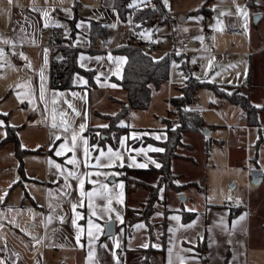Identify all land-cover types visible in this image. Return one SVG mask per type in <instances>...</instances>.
<instances>
[{"label":"rangeland","instance_id":"374dc122","mask_svg":"<svg viewBox=\"0 0 264 264\" xmlns=\"http://www.w3.org/2000/svg\"><path fill=\"white\" fill-rule=\"evenodd\" d=\"M54 1L72 6L75 0H12L11 3L9 0H0V49L4 52V58L0 59V93L5 94L11 90L6 103H0V111L11 105L13 117L17 115L19 120L28 119L36 126L35 133L39 143L44 140L43 120L36 118L30 101L23 99L28 88L26 76L17 66V61L7 57L3 40H7L11 33V21L14 17L10 15V7L13 2L17 7L18 2L50 5ZM77 1L91 8L99 4V0ZM162 1L169 12V21L140 34L133 33L136 36L132 40L139 41L141 38L143 43L152 42L158 49H162L148 53L154 59L163 57L165 49L174 51L170 53L174 57L170 56L168 78L158 86H150L149 104L145 109H129L118 124L121 127L161 130L171 122L175 127L178 123L177 114L169 100L181 95L180 88L187 79L185 71L180 67L182 60L187 63L189 75L196 79L199 77V81L219 85L229 92L232 87L241 85L239 91L241 94H248L250 103L256 108L259 125L248 126L246 113L239 104L225 100L204 85L199 86L189 107L201 114L208 135L204 136V130L183 134V144L178 152L184 160H175L172 169L173 172L181 173V178L175 174L177 186H163L159 199L163 202L167 198L168 208L181 206L186 211L197 213L195 225L201 228V233L204 227L208 229L212 240L210 247L213 248L210 249L216 257L229 249L233 260L238 264H264V0H254L256 8L248 6L246 0H167V5ZM109 2L110 0H101L105 8L110 7ZM205 4L208 11L203 13L200 9ZM241 10H246V19ZM255 16H261L256 24ZM231 20H234L233 26L229 25ZM230 28L239 29L241 34H229ZM183 41L189 44L185 50L180 47ZM175 56H180L181 61ZM193 60L196 62L193 63ZM209 61L213 64L212 68L208 67ZM217 72L219 75H216ZM249 74L251 85L248 87ZM95 93L97 101H93L97 103L96 107H99L100 112L106 115H114L119 109V105L109 101V96L118 100L123 96L122 99L127 98L123 89L113 87L101 88L95 90ZM23 100L28 103L27 108L16 107L23 104ZM161 132L121 133V137H125L123 142L126 141L128 152L139 154L144 161L151 159L145 170L148 167L156 168L159 164L152 160L151 155L159 151L151 149L161 148L150 141H163L165 137ZM27 134L28 131L25 136ZM2 135L0 132V140ZM24 145L22 138L19 148H26ZM41 145L44 152V144ZM98 147V141L91 144L93 150ZM14 151L17 154L13 144L0 145V190L15 176V168L11 165L14 162ZM35 156L37 161L42 158V155ZM256 169L263 176L254 184L250 173ZM24 185L26 187L28 183ZM10 188L15 187L11 185ZM138 191L141 193L128 197L131 206L132 203H142L146 197V192L141 189ZM228 195H232L238 205H243L244 208L235 221L228 220V210L223 207ZM141 203L133 208H142ZM159 206L155 204L154 210ZM157 213L155 216L160 217ZM30 217H27L29 221L32 219ZM241 217L244 219H240ZM119 239L116 241L122 245ZM111 240L113 242L114 239ZM159 243L157 237H151L150 242L146 237L134 235L130 242L123 245V264H143L146 258L149 259L148 264H162L161 252L153 250L159 248ZM145 244L148 247H143ZM212 264H215L214 261Z\"/></svg>","mask_w":264,"mask_h":264},{"label":"crops","instance_id":"0c3cea01","mask_svg":"<svg viewBox=\"0 0 264 264\" xmlns=\"http://www.w3.org/2000/svg\"><path fill=\"white\" fill-rule=\"evenodd\" d=\"M112 1L110 0V7L107 8L101 4V0L93 8L85 7L79 2V8L77 10L78 20L75 24L77 32L73 45L83 50L89 49V40L87 37L90 27L89 20H96L105 25L108 30V35L105 42L99 41L95 44L93 49L96 53L90 54L82 50L78 55L77 61L80 67L95 70L96 86L90 89L87 88L85 79L79 75H75L73 80L74 87L63 90L53 89L49 86L51 57L54 53L51 52L46 38L48 37L49 28L53 26L61 27L63 36L69 34L67 20L73 16L72 6L75 1L72 6L62 5L56 1L50 5H29L26 2H18L16 7L14 2L11 4L10 15L14 18L11 21V33L7 39L9 43L4 44L3 48L6 49L7 57L17 61V66L22 69L23 74L26 76L28 88L27 94L24 95L25 98L23 99L30 101L36 118L43 120L42 129L44 140L43 143L37 141V135L35 133L36 126L31 124L28 119L21 118L19 120L17 115L13 117L11 105H7L9 107L0 111V121L4 122L3 126H0V132L3 134L1 140L5 136V127L12 126L15 128L18 144L24 138V146H26V148H20L22 150L21 154L17 155L15 151L12 153L14 157L12 160L14 162L11 165L15 168V176L11 177L10 181H7L5 186H3L5 188H1L0 190V196H3V202L0 203V261H3V264H117L116 258L113 256V253H115L119 257L120 264H123L122 249L125 248L123 245L130 242L134 235L136 237L141 235L150 240V242L151 237H157V241L160 242L158 245L159 248H154L153 250L161 252L162 264H212V261L215 264H223L227 253L229 263L238 264L233 260L229 249L216 257L213 250H211L213 248L210 247L212 240L208 234V229L204 227L201 233V228H197L195 225L197 213L193 212L194 218L190 222L183 223L179 211L185 209L181 206L168 208L167 198L164 201L162 200L163 202L161 203H156L160 206L150 216V231L149 226L144 221H140L135 224L131 234L126 236V238L123 236V227L121 226L123 222L115 219V213L106 214L100 220L91 217L96 223L104 226L105 220L111 216L112 219L109 222H114V234L107 237L101 235L99 240L95 241L93 245L89 246L88 244L86 234L88 230L89 200L86 195H81L78 181L72 177H68L67 173L74 171L78 174L97 172L107 174L106 178L104 175H92L91 180L103 181L108 185L107 194L112 198V207L120 213L122 221H124L125 207L133 208L139 206V203H141H132L133 206H131L128 202V197L135 196L134 194L137 192L141 193V191L127 193L124 182L120 179L121 164L129 166V164L147 165L151 163V159L150 161H144V158L139 154L136 155L135 152H128L126 141L123 142V138L125 137H121L117 149L106 145L105 147H98L93 150L91 149V144L86 134L90 127H102L107 124V120L101 116L106 115V113L100 112L99 107H96L98 106L97 103L93 101H97L95 90L112 87L111 85L115 83L110 80L111 78L120 79L125 58L113 54L112 50L124 46L132 36L129 18L121 21L116 11L112 8ZM45 12L48 13L47 16L44 15ZM229 24L233 26L234 20H231ZM77 25H80V27H77ZM112 25H115V27H112ZM139 40L142 47L152 43H143L141 38ZM152 44L155 50L145 51L146 53L162 50L158 49L154 43ZM169 50L172 49H165L163 52L166 54ZM24 57H27V59H24ZM82 57L84 59H81ZM45 59L47 60L46 66ZM29 64L31 65L30 67ZM42 69L46 77L44 81L41 80ZM42 83L44 85L43 100L40 98ZM113 88L118 90L122 89L117 85ZM10 91L9 89L5 94L0 93V103H6ZM74 93L76 95H73ZM122 98L118 100L115 97H108L111 103L117 106L119 105V109L122 102L126 101ZM54 99L56 101L55 103H53ZM92 102L95 105H92ZM69 104L76 111L80 112L81 115L76 116L73 109L68 107ZM21 106L27 108L28 103L23 100V104L17 105L16 107ZM54 109L56 110V123L58 125L61 120L59 113L63 111L67 114L65 119L69 121L70 125L67 132L64 131L63 127H51ZM4 113H7V115H4ZM102 122L103 124H100ZM81 124H86V128L82 132L79 128ZM129 128L132 129L130 131L132 133H156L147 131L155 129ZM26 131H28V134L25 136ZM73 132L77 133L78 137L83 138L77 139V146L74 152L67 150L68 147H71V136ZM55 136H60L61 139L55 140ZM84 139L88 141L87 145H84ZM7 143L13 144L11 142ZM62 143L66 144L63 150L65 154L57 156L55 153L60 150L58 146ZM41 144H44V152L40 147L42 146ZM85 147L88 149L87 156L84 155ZM109 148L113 152H118L121 159H114L111 167H94L93 165L97 163L95 157L99 155L98 149H103L107 153ZM141 150H144V148ZM37 154L42 155L39 161H37V157L35 156ZM145 154L148 157V153L146 152ZM74 155L80 161L78 167L67 163V160ZM176 160H184V158L181 157ZM52 162L60 165V169H57ZM101 162L107 163V160L102 159ZM85 163L88 164L87 167ZM131 168L145 170V167L132 166ZM258 170L256 169V171ZM173 173L181 178V173ZM65 177H67V180ZM83 178L85 180V192L93 188H99V184L89 183L87 176ZM26 182L28 186L25 187L24 184ZM66 184H70L71 188H67ZM120 184H123L122 189L119 187ZM11 185L15 187V190L13 188L9 189ZM5 192L7 193L6 196L4 195ZM66 192L69 195H65ZM49 193H52V195L50 196ZM118 199H122L123 202L118 203ZM81 200L84 202V207H77L76 212L81 213L84 218L77 219V225L74 226L71 222L75 218L72 204H79ZM172 200L174 204V199ZM50 203L53 206L52 208L49 207ZM95 203L105 204L106 201L97 199ZM240 206L243 208V205ZM223 207L228 210L227 217L229 220L231 210L226 205V201ZM155 213L157 215L160 214V217L155 216ZM239 215L232 220H237ZM50 216L52 218L51 223L48 222V217ZM61 216L64 217L63 223L59 219ZM27 217L32 219L29 221ZM174 217L178 219H173ZM163 220L166 221L167 225L164 244H162L160 237ZM140 225H143V227H139ZM79 228L84 229V235L80 240V244H83L84 247H81L76 242V234ZM33 236L44 238L43 242L36 243L32 239ZM202 238L206 240V252L204 256L200 255L195 248L196 244ZM111 239H114L113 242H111ZM116 239L122 241V245L119 244V248L116 247V243L118 242ZM101 245H107V247H102ZM162 245L164 246L163 251ZM92 248H95V258L89 259V252ZM204 260L205 262H203ZM143 262L148 264L149 259L146 258Z\"/></svg>","mask_w":264,"mask_h":264},{"label":"trees","instance_id":"16d2710c","mask_svg":"<svg viewBox=\"0 0 264 264\" xmlns=\"http://www.w3.org/2000/svg\"><path fill=\"white\" fill-rule=\"evenodd\" d=\"M246 4L251 8H256L254 0H246ZM129 5H132L131 7ZM79 2L75 0L72 6L73 16L68 19L69 34L63 36L62 28L53 26L49 28L48 37L46 38L49 45L56 47V52L51 57L49 86L53 89H69L74 87V76L79 75L86 81L87 88H94L95 70L84 69L78 65V55L83 50L73 45L74 37L77 32L76 22L78 20L77 10ZM112 8L116 11L121 21L127 20L131 25L132 36L127 40L124 46L112 50L113 54L123 56L125 64L120 79L111 78L110 80L122 88L127 98L122 102L118 112L114 115H101L107 120V127H90L86 134L90 144L98 141L100 147L109 145L117 149L121 138V133L127 134L132 129L129 127L119 126V120L126 115L129 109L142 110L149 104L150 86H158L161 82L167 80L169 73V60L172 54H165L160 59H154L150 54L142 50L139 41H133L132 38L147 29H154L158 24L169 21L170 15L162 0H113ZM206 13L208 10L206 4L200 9ZM89 49L83 50L87 53L94 54L93 49L99 41L105 42L108 30L105 25L96 21L89 20ZM59 55V57H57ZM176 57V56H175ZM186 58L188 56H185ZM176 59L181 61L180 56ZM181 69L185 71L187 79L185 84L180 88L181 95L171 97L169 103L176 110L177 125L174 127L171 122L167 127L161 130H147L149 132L162 131L165 135L163 141H150L151 144L160 147L163 151L152 153L153 159L159 163L160 167H148L146 170L130 169L126 166L120 168V179L124 182L127 193L142 190L146 192L144 201L140 204L142 208L135 209L125 207L124 221L122 223L123 236L126 238L131 234L135 224L144 221L150 227V216L153 214L156 203H161L159 199L160 191L165 185L171 187L175 184L176 175L173 173L172 166L176 159L181 158L178 149L182 146L183 134L187 132H202L207 126L201 114L189 105L193 103L196 89L204 85L225 100L231 103H237L246 113V123L248 126H257L256 108L252 106L248 94H241L240 87L234 86L231 92L225 91L219 85L199 81L189 75L186 61L181 62ZM251 72V71H250ZM251 85V74L247 78V86ZM231 93V94H229ZM127 104V107L125 106ZM98 133V136L96 135ZM99 138V139H98ZM149 141V140H148ZM11 142L15 146L17 155L21 154L16 131L12 126L5 127V136L1 144ZM146 142V139L144 140ZM153 180V182H152ZM242 206L230 208L229 220L235 218L242 211ZM183 223H188L194 218L193 212L180 210ZM166 221H162L161 241L164 244L166 239ZM199 254L204 256L206 252V240L202 238L195 246ZM164 246L162 245V251ZM146 262V261H145ZM205 262V260L203 261ZM223 264H230L228 253L224 258Z\"/></svg>","mask_w":264,"mask_h":264},{"label":"snow or ice","instance_id":"6c2138e0","mask_svg":"<svg viewBox=\"0 0 264 264\" xmlns=\"http://www.w3.org/2000/svg\"><path fill=\"white\" fill-rule=\"evenodd\" d=\"M12 0H9V3H11ZM165 4L167 5V0H164ZM257 2H259V0H257ZM130 7L132 5H129ZM245 19L247 18V12L246 10H241ZM45 16L48 15L47 12L44 13ZM47 26V25H45ZM77 27H80V25H77ZM112 27H115V25H112ZM245 27H247V25L245 24ZM222 30V29H221ZM202 39V38H200ZM3 43L7 44L9 43L8 40H3ZM22 55V54H21ZM4 58V52L2 49H0V59H3ZM24 59H27V57H24ZM81 59H84V57H82ZM193 63H195L196 61L193 60L192 61ZM47 65V60L45 59V66ZM2 66V65H0ZM31 65L29 64V67ZM208 67L209 68H212L213 67V64L211 61H209V64H208ZM216 75H219V72L216 73ZM197 79H199V77H197ZM41 80L44 81L46 80V77L44 76L43 74V69L41 70ZM86 83V81H85ZM112 87H116L115 84L111 85ZM43 91H44V85L43 83L41 84V99L43 100ZM231 94V93H229ZM73 95H76L75 93ZM55 99L53 100V103H55ZM69 108H72L73 109V112H75V115L76 116H79L81 115L80 112L76 111L75 108L69 104L68 105ZM55 109L53 110L54 112V115H53V123L51 125L52 128H57V127H63L64 131L67 132L68 131V128H69V121L67 119H65V116L67 115L65 112L61 111L59 113L60 117H61V120H60V123L59 125L56 123V115H55ZM4 115H7V113H4ZM4 122L3 121H0V126H3ZM102 127H107V125H103ZM80 128V131L82 132L85 128H86V124H81L79 126ZM83 139L82 137H78V134L73 132L72 136H71V147H68L67 150L68 151H73L75 150L76 146H77V139ZM61 137L60 136H55V140H60ZM83 143L84 145H87L88 141L86 139L83 140ZM59 149L58 151H56V155L57 156H60V155H63L65 154L64 153V149L66 147V144L65 143H62L60 144L59 146ZM152 151H163V149H159V148H154V149H151ZM99 151V155L95 157L96 159V165H93L94 167H111L113 165V160L114 159H121L120 157V154L118 152H113V150L111 148H109L107 150V153L103 150V149H98ZM84 155L87 156L88 155V149L87 147L84 148ZM102 159H106L107 160V163H102ZM54 164V162H52ZM67 163L69 164H73L75 166H79V163L80 161H78L75 157V155L68 159L67 160ZM154 163V161H153ZM54 166L57 168V169H60V165L58 164H54ZM85 166L87 167L88 164L85 163ZM121 166H123L121 164ZM132 166H138V167H146V165L144 164H139V165H135V164H129V167H132ZM156 167H160L159 164L156 165ZM63 174V173H62ZM92 175H95V176H100V175H104L105 178L107 177V174H104V173H100V172H97V173H91V174H88V173H77V172H74V171H69L67 173V176L68 177H72L73 179H76L78 181V186H79V189H80V192H81V195L82 196H87L88 197V200H89V203H88V209H89V218L87 220V224H88V230H87V234H86V239L88 241V244L89 246L93 245L95 243V241H98L100 236L101 235H107L106 231H105V228L109 225V221L112 219L111 216L108 217L107 220H105V223H104V226H102L101 224L99 223H96L95 220H93L91 217H95L96 220H100V219H103L104 218V215L106 214H109V213H115V219L116 220H120L121 222L122 221V217L120 215V213L112 207V198L107 194V189H108V185L106 183H104L103 181H99V180H91V176ZM115 175V174H113ZM87 176L88 177V182L91 183V184H99V188H93L92 190L88 191V192H85L84 191V184H85V180L83 177ZM65 179L67 180V177H65ZM66 187L67 188H71V185L70 184H66ZM119 187L122 189L123 188V184H120ZM4 195L6 196L7 193L5 192ZM49 195L51 196L52 193H49ZM65 195H69V193H65ZM229 199H231V197H228ZM99 199V200H102V201H106L105 204H96L95 201ZM3 202V196H0V203ZM118 203H122V199H118L117 200ZM58 206V205H57ZM49 207L52 208V204L50 203L49 204ZM77 207H84V202L83 200H81L79 202V204H76V203H73L72 204V209H73V212L75 213V218L72 219V224L74 226L77 225V219H83L84 216L79 213V212H76V209ZM54 210V209H53ZM192 211H194V209H192ZM51 216L48 217V222L51 223ZM60 221L63 223L64 222V217L61 216L59 217ZM173 219H178L177 217H174ZM240 219H244V217H241ZM139 227H143V225H140ZM189 227H191V225H189ZM84 235V229L83 228H79L77 234H76V242L78 244H80V240L82 238V236ZM33 240L36 241V243H42L43 242V239L44 238H37L35 236L32 237ZM81 247H84L83 244H80ZM102 247H107V245H101ZM119 243L117 242L116 243V247L119 248ZM155 246V245H154ZM143 247H148L147 244L143 245ZM95 248H92L89 252V259H94L95 258ZM113 256L114 258H116V261H117V264H120V261H119V257L116 256L115 253H113ZM0 264H3V261H0Z\"/></svg>","mask_w":264,"mask_h":264},{"label":"built area","instance_id":"2783aa9c","mask_svg":"<svg viewBox=\"0 0 264 264\" xmlns=\"http://www.w3.org/2000/svg\"><path fill=\"white\" fill-rule=\"evenodd\" d=\"M229 33L230 34H233V35H238V34H241V32L239 31V29L237 28H230L229 29ZM196 44V43H195ZM142 47V46H141ZM189 47V44L187 42H182L181 43V49H186ZM49 48L51 50L52 53H55L56 52V47L53 46V45H49ZM142 50L143 51H154L155 50V47L153 46L152 43H149V44H146L145 46L142 47ZM174 51L172 50H169L168 52L166 53H172ZM228 197H231V199H229ZM227 197V200H226V205L230 208H235L238 206V203L235 201V198L232 196V195H228Z\"/></svg>","mask_w":264,"mask_h":264},{"label":"water","instance_id":"95a60500","mask_svg":"<svg viewBox=\"0 0 264 264\" xmlns=\"http://www.w3.org/2000/svg\"><path fill=\"white\" fill-rule=\"evenodd\" d=\"M260 18H261V16H255L254 17V24H256ZM57 57H59V55H57ZM125 106L127 107V104H125ZM203 133L205 136H207L208 135V129L205 128ZM250 176L253 178L254 184H257V182L259 181V178L263 175L259 171H252L250 173ZM105 231H106L107 235H104V236H106V237L114 234V222L113 221L109 222V225L105 228ZM143 264H145V263H143Z\"/></svg>","mask_w":264,"mask_h":264}]
</instances>
